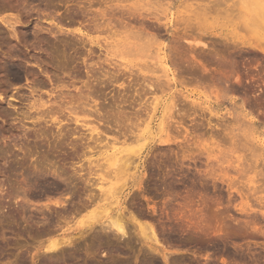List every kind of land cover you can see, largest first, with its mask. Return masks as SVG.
I'll use <instances>...</instances> for the list:
<instances>
[{
  "label": "rangeland",
  "instance_id": "rangeland-1",
  "mask_svg": "<svg viewBox=\"0 0 264 264\" xmlns=\"http://www.w3.org/2000/svg\"><path fill=\"white\" fill-rule=\"evenodd\" d=\"M51 1H52V4L50 6L48 4L50 2V0H48V1L47 0L46 1L45 0H0V3L2 5V6L0 5V18L3 17V18L11 19L13 21L18 20L19 23L16 24L15 26H16L17 34L21 36V37L19 36V40L12 38L10 36L9 31H7L8 29H6L5 26L0 24V35H1L0 36V39H1V41H0V97L2 96V98L0 99V183H1L0 186H2V187H0V264H48V263L49 264H85L86 262H87L86 264H92V263L93 264H110V263L111 264H223L222 261L224 258H225L224 261L229 262V263L231 262L232 264H264V150H263L264 149V101L263 102L257 101V98H255L257 93L253 94L254 93L253 92V93L243 94V91L242 92H235V93L233 92L234 94H232L230 92L227 95H224L223 100L222 99L216 100L215 97H216L219 90L217 89V91H216V89L214 87H212V88H214L215 91L211 87L209 88L210 85L208 83L210 81L207 82V80H206V81L200 82V80H198L199 77L196 80L195 77H193L192 75H190L192 77L189 78L188 74L178 73L177 70L174 69V67L171 66L170 64L169 65H170V68L172 69V71L174 72L176 70L174 72V75L176 78V81H175L176 87H174V88L173 87L172 88L165 87L164 89L168 88V90H166L162 95H160V94L156 95L157 98L160 100V102L157 105L158 110L155 112V115H154L155 117L153 116V120H152L153 122L150 120H146L147 122L145 121L143 126L140 124L142 128L139 127V129L143 131V130H145L144 125L146 123L151 122V124H152L151 125L149 123V128L146 129L144 132L145 137L146 136L147 137L143 140V141H145L144 143H145V153H146V154L144 153V155H143L144 156L143 161H142L143 165L138 170L139 172L137 171V173L136 172L134 173V174H136L135 176H137L136 181H138V177H141L142 178L141 183L142 182L143 183L142 184L140 183L139 185H137V188L135 186L131 189H123L124 192L122 191L121 193H117L118 191L115 190L116 191L115 192L112 189L117 194V195L114 194L116 196H114V195L112 196L111 194L107 193V195H106L107 199L105 201L101 202V201L96 199L99 202L98 204H96L95 206L92 205L90 207L91 209L87 208L86 210H83L82 211L83 214L81 212L80 214H78L76 216H74L75 214L68 215V217L69 216L70 217H69V219L67 218V220L65 222H63L62 219H58L59 218L58 215H57V217H55L56 213L54 211L52 213L51 209H53V208L55 209L56 206H57L56 207L57 209L58 208L62 209L65 207L69 208V207H67V205L72 204V201L74 199H76V198H74L73 200H66L67 202L65 203V205L62 204L61 207H58V205L53 204L56 202V200L58 201V199H59V201L65 199V197H66L65 194L67 193L65 190V186L73 185V184H75L77 186L79 185V187L82 186L81 181H79V179L78 180L76 179V177L73 173V170H72V166H74L75 168H76V166H79L78 168H80V167L82 168V166L84 165L82 163H85V165L83 166V167H85V168H83L84 173L83 172L81 173V174H85L83 178L89 177L91 180L94 179V181L92 180V184L94 182L100 183L97 180L101 179V177H100L101 175L97 176L96 175L97 173H95L94 169H92V168L96 167L95 164L97 165L101 161L100 162V165H101L103 156H105V157H103V164L107 163L106 160H104L106 158V156L109 157L106 159H110L111 155H113V156L120 155V157H121V155L123 156L124 154H126L125 151H122L121 153H119L121 150L136 147L138 143H132V142L129 143L128 142L127 145H125V146L122 145L123 147L119 144H116V146H115L114 143L112 144L113 140L112 141L110 140L109 142L107 140H109V138L113 139V137L117 133V129L114 128L113 124H109L108 127H106L107 131L111 127V130L114 129L113 132H116V133L112 132L113 135H111L110 137L107 138V136H105V135H108L110 131L107 132L106 130H104L106 128H104V127L102 128V126H100L101 129L98 127L99 129L97 131H103L104 130L103 133L107 132V134H105V135L102 134V136L104 135L103 138L105 137L106 140H104V142H102V144L96 145V146L101 147L103 145V143H106V141H107L109 143V149L108 148H104V149L100 148L99 149V148H96V146H95L94 150L91 149V150H89L88 153L84 151L85 155L80 154L81 151L80 152L78 151L77 152L78 154L84 155V156L80 157L76 153L78 155V158L80 157L78 159L77 156L74 158V156H75L74 153L72 154V151L70 152V150L68 149L69 147L67 144H65V142L66 143L69 142L68 144H72L76 140L74 138H78L77 136L81 135L80 138H82V136L85 137L84 133L86 135H88L89 138L85 137L87 139H90L91 137H92L91 139L95 138L93 136H95L96 133L95 132L90 133L87 130V129H89L88 127L97 126L96 125L97 123L95 124L94 121H90L91 123L88 122V120H87L88 118H82L83 115L80 116V121L78 124H74V122H71V121L67 122V120H64L63 123L61 122V124L57 125L56 124L57 120H54V122L56 121L54 123L56 128L62 126L63 124H66V126H67V123H68V126L66 128L64 127L65 125L62 126V127H64V128H62L63 132L61 130H60L61 131L60 132V131H58L59 129L56 130V128L52 124H50V122L47 123L48 125L49 124L50 125L46 126L44 124V122L42 123V125H41V123H37L38 125L37 124L32 125V123H30L27 120H24L22 122L18 120V119L22 120L21 119L22 117L20 118V116H21V114H23L22 112H24V113L26 112L27 105H25V104H29L27 102L28 100L31 101L32 99H37L38 95L39 96L41 95L42 97L45 96L43 98V99H45L48 94L51 95L52 98H54V93L57 95L56 100H59L58 98H60L61 95H62V99H64L65 98L64 95H66L65 94L66 92H67L66 100H68L70 98L71 94H73V95L78 94V91H79L78 87L79 86L82 85L83 87H80V88L81 89L84 88V84H85L84 81L85 80L87 83L88 79L85 78V77H87V75H86V73H84L86 70L84 71V67H83L84 65L83 64H82L83 66L80 65L81 60L76 59L77 60V62H76V60L74 59V53H71L69 50H67V48H66L67 52L64 50V44H63L64 39L67 40V38H68L67 36H71L73 38V35H69L70 34L69 32H74V31L80 29L84 33L86 32V34H88L89 38H92L94 41L98 40L100 44H102V43L104 44L106 42V45H108L107 43H109L108 40H111L113 38V36H111V34L115 35L114 33H116V32H114V33L109 34L107 32L106 33H103V32L93 33V31L87 32V30H85V28H83L80 24V23H82L81 22L82 20H79L80 22L67 24L63 20L66 17V10L68 8L70 10L75 9L74 8V7H76L75 3L74 4L69 3V4L65 5V2H58V0H51ZM59 1H61V0H59ZM189 2H192V1H189ZM225 2L227 3L225 6H223V4H225V3H222L223 9H222L221 5H220L221 9H220V6L218 7L219 10L217 9L218 11H220L223 14L222 18H221V13H220V16L215 15L216 13H218V11H216V10H215L216 12H214L215 14H212L213 10L211 11V14H209V12L207 11L206 15H207V21H208L209 25L206 24L207 25L206 28L209 26L207 28L209 31H210V29H216V31H222L224 34H231V32H232V34H236V35L238 34V36H241L243 38V40H245V41L248 40L252 43H254L256 41L257 33L264 35L263 23L260 20H255V22L254 21L253 22L256 23V25H254V23L251 22V20H249L250 19L249 17H251V19H253V20L256 19L255 14H257L259 12V11H257V13H256V10L257 9L259 10L258 7L260 4V0L259 1L251 0L252 3H254V2L257 3V5H256L257 7L255 6V4H253L255 6V8H257V9H252V7H254V6H252V7L249 6V4H247V3H250V2L247 1V3H246L245 0H230L228 2L226 0ZM176 4H177V7L180 5V3H176ZM232 4H235V6ZM72 6H73V8H72ZM180 6L182 7L183 5H180ZM4 7H5V9H4ZM242 7H244V8H242ZM174 9H177L176 5L173 8V10H171L172 13H177V12L179 13V12H182L184 10V8H183V10L180 11L182 9V8L180 9V7L178 8L179 11H176ZM223 10L227 11V12L223 13L224 12ZM251 11L253 13H251ZM178 13L175 14V17L178 15ZM230 13H232V14H230ZM56 16H57V18H56ZM216 16H217V18H215ZM224 16H225V18H224ZM54 17L57 20H54ZM211 17L213 20L211 19ZM58 19L60 22H61V19L63 21L61 23L59 22L60 26L58 25L59 24ZM207 21H206V23H207ZM51 22H52V26H51ZM64 23H66V24H64ZM237 23H238V25H237ZM242 24H243L244 30H242ZM57 25H58V27H60L61 31L58 29V27H56ZM240 25H241V27H240ZM244 25H246V26L248 25L247 26L248 30H251L250 31L251 33L249 31L246 32L245 28H247V27H245ZM249 25H252V26L250 27ZM258 25L261 26V29L263 27L262 31H261L260 27L258 28ZM238 27H240L241 29ZM50 29H52V34H50L51 33ZM240 30H242V31H240ZM243 31H245L246 33ZM1 32H2V34H1ZM3 32H4V34H3ZM56 32H59V33H57L58 36H55ZM60 32H62V33L60 34ZM35 33H37V34H35ZM53 33H54L55 37H58V40H57V38H55L53 36ZM247 33H250V34H247ZM245 34H247V35H245ZM3 36H6V37H3ZM40 37H42V38H40ZM71 37H69V38H71ZM110 37H112V38H110ZM163 37L159 38V39H161V41H159V40L158 41H159V43L163 42L166 45L169 41L166 39L167 38L166 36H163ZM6 38L7 39L9 38L12 40L7 41ZM60 38H62L63 40ZM106 39H108L107 40L108 42L106 41ZM116 39H118V37L116 38L114 36V40H116ZM61 40H62V43H61ZM104 40H105V42H103ZM100 41H102V42H100ZM202 41L206 42L207 44H210L212 41H216V40H215V38L207 36L206 38L202 39ZM4 42H6V43H4ZM1 44H3L4 46ZM7 45H8V47H7ZM13 45H14V47H13ZM92 48L94 49V47H92ZM105 48H104V46H102V50H99L97 48L94 49L95 50V53H94L95 59L93 58L94 61H97V58L101 59V57H102V59H103V58L109 57L108 59L112 58V60L114 59L115 62H116V60L117 61L120 60L121 63L124 62L125 64H128V66H130V64H131V66H134L135 63L142 64V63H139L140 59L138 58V55H136V54H135L136 56H134V58L137 57L138 61L136 58L133 59V56H131V58H130L129 55H125V56H123V58L120 57L121 59H119V57H117L118 59H115L114 57H116V56L111 55L112 53L110 54L111 56H113L111 58H110V55H108V57L104 56L105 55L104 54ZM152 49L155 50V53H156V49H154V48H151L149 50H152ZM245 49H246V47H245ZM153 50L151 51V53H149V52H147V53L152 55ZM62 51L65 53H62ZM16 52H18V53H16ZM19 52H21V53H19ZM63 54H67V55L69 54V56L71 58L73 57L70 61V62H72V60H73L72 65H71V63H69L68 68H69V66L71 68H73L74 66H76V67H74L73 69H70V68L68 69L65 66V64H63L64 63L63 62L64 59L62 57ZM70 54H73V56H71ZM148 54H146V55H148ZM130 55H133V54H130ZM259 56H260V58H259ZM259 56L257 59V54H255V57L257 59L256 63H258V64L261 63L260 65H261V67H263L264 66V63H263L264 58L261 55H259ZM139 57H141V55H139ZM152 57H151V60H153ZM5 59L7 62L4 61ZM147 60H150V58ZM9 62H12L13 64L17 65L19 70H20L18 75H17V78H18L17 80H14L5 71V69H3L6 67V66H4V63L7 65V63H9ZM54 62H57V66H56V63H54ZM89 62H91V60L88 61L87 63H89ZM77 63L79 64V66ZM62 64H63V68L61 67ZM64 66L67 69L64 68ZM79 67L80 68L82 67V68L80 69ZM77 68H79V69H77ZM82 69H83V71H81ZM135 69H137V68H135ZM69 70L71 71V73ZM132 70H130V72L126 71V73H125V71L123 72L125 74V77H124V79L122 78L123 79L122 81H123V83L125 81H128L129 82L128 85H127V82H126V84L124 83L123 85H125V86L127 85L126 86L127 89L130 87L132 89V92H133V90L136 89L135 88L136 86H131L130 84L134 85V83H133L134 80H133V82L131 80H128L131 78L133 73L136 72V70L134 72ZM155 70L156 69H154V71ZM160 72L163 73L161 70H160ZM160 72L156 71V72H154V74L156 73L158 76L162 75ZM66 73H68V74L70 73L71 76L66 74ZM129 73H131L132 75L130 74L131 76H129ZM134 74H136L135 76L133 75L135 78H133V76H132L131 79H135V80L137 78L142 79L141 73H139L140 75H138V76H140V78L136 77L137 73H134ZM177 74L180 76H178ZM185 75H187V76H185ZM74 76H76V77H74ZM182 76H183V78H182ZM71 77H74V79ZM89 77L90 76H88L87 78H89ZM126 77L128 78L127 80H125ZM98 78L102 79L101 76H99V75H98ZM191 78H193L194 81H192ZM53 79H55V80H53ZM89 79H90V80H88L90 82V83L88 82L89 86H90V84H91V86H93L94 84H97L99 82V80H96L97 83H96V81L94 82L95 79H93V77L92 78L90 77ZM178 79H180L182 81V82L179 81V82H181L180 84H178L179 83ZM182 79H184V80H182ZM189 79H191V80L189 81ZM92 80H93V83H92ZM185 80H186V82H185ZM72 81L74 83V86L70 85V83L73 85ZM122 81H119L118 83L120 84V83H122ZM130 81H131V83H130ZM138 81L140 82L141 80H138ZM138 81H135V85ZM197 83L199 85H197ZM205 83H207L209 86L207 84L205 85ZM107 84L108 83H106V85ZM61 85H62V87L63 86L64 87L62 88ZM85 85H87V84H85ZM106 85L103 86V88L98 87V89L99 88L102 89V92L99 91L100 89L99 90L97 89L98 84L96 85L95 89H97V91L100 92L99 98H101V100L104 97L106 100H108L107 98H109L111 96L115 97V95L117 98V96H118L117 93H119L120 91H121L120 93L122 95H119V96H124L127 93V96L129 97L130 93H132L130 88L128 89L127 92L125 91L126 92L125 93L123 90L124 88H126L125 86H123V89L122 88L120 89L116 85L114 87H113V85L110 86V84H108L109 86H106ZM205 86H207V88ZM70 87H71V89H69ZM93 87H95V86H93ZM105 87H106V89L104 90ZM61 89H62V91H61ZM67 89L71 90L70 91L71 93L69 91H67ZM115 89H117V90H115ZM75 90H77V91H75ZM144 90H146V87L144 88ZM32 91H34L35 94ZM56 91H59V93ZM146 91H148V90H146ZM168 91H170V92H168ZM171 91L174 94L171 93ZM62 92H64V93H62ZM79 92H83V94H85L84 92H86V90H83V91L80 90ZM122 92H124V93H122ZM185 92H186V94H184ZM30 93H32V95ZM51 93L53 94V96ZM148 93H150V91L147 92L146 97L149 96V98L151 99V97H153L154 94L152 95V93H150L152 95L151 96V95H148ZM182 93H183V96L178 95V94L182 95ZM68 94H69V96H68ZM101 94H105V95L103 96ZM106 94H108V95H106ZM132 94H134V92ZM165 94H166V96L167 95L168 96L166 97ZM187 95H189L190 98L186 99ZM31 96H33V97H31ZM35 96H36V98H35ZM48 96L46 99H48ZM67 96L69 98H67ZM130 96H132V95H130ZM176 96H177V99H180L183 101H181L179 103V100L177 101V99L175 98ZM29 97H31V99ZM51 97H50V99H52ZM242 97H243V99H242ZM149 98H148V100H149ZM173 99L176 101L175 103L179 106H177L174 103ZM109 100L110 101H108V102L107 101L104 102V104L105 103L110 104L112 99H109ZM185 100H187V101H185ZM243 100H245L246 102ZM51 101H53V99ZM150 101L151 100H149L147 102H150ZM172 101H173V103H172ZM217 101L218 102L221 101L220 102L221 104L217 103ZM254 101H256V102H254ZM191 102L193 104L194 103L198 104L197 107H195L196 105L194 106ZM172 104H175L176 108L178 107V109L175 108V111H174V109H172V111L174 112V113H172V115L176 114V112H177L176 110H178V111L181 110L180 112H182V110H183L184 113L182 112L183 114L182 113L181 114L185 119L183 118V120H182L181 118H179L182 116L179 114L180 112L179 113L177 112L178 116L176 114L175 116H172L173 119L171 118V119L167 120L166 117H168V116H166V114L168 115L167 111H169L173 107V106H171ZM182 104H183V106H186V107H181ZM215 104L217 107L215 106ZM238 104H239V106H238ZM235 105H237L239 109ZM102 106L104 107V109H105V107H107L103 104H102ZM191 106H193V107H191ZM162 107H163V109H162ZM169 107H170V109H169ZM200 108H202V109H200ZM189 109H192V111H188ZM106 110H108V107ZM203 110L205 111V114H204ZM185 111H186V113H185ZM198 111H200V112H198ZM2 112H4V113H2ZM163 113L166 117L162 116ZM240 113H242L243 116ZM185 114H186V117L184 116ZM149 115H151V114H149ZM232 115H235V117L237 115L238 116L236 118H234V116L232 117ZM244 115L246 116V118H243ZM77 116H78V114H77ZM5 117H7V118H5ZM143 118H145V116H143ZM162 118H163V120L166 118L167 124H168V122H170L168 124L167 129L170 130L171 133H169V131L167 133H161V132H159V129L157 130V128L159 126L158 122L160 123V120L163 121ZM215 118H217L218 120ZM239 118H240V120H246V121L245 122L239 121L238 120ZM211 119H212V121H211ZM78 120H79V116H78ZM86 120L89 123V125H87V127L86 126L80 127L81 126L80 123L87 124V122H85ZM208 120H209V124H208ZM201 121H202V124H201ZM236 121L242 122V125L240 123L241 127H240L239 123L237 122L240 128L236 125V123H235ZM92 122H94V125L92 124ZM173 122L174 123L177 122L176 125ZM22 123H23V125H22ZM172 123H173V125H172ZM182 123H184V124H182ZM170 124L172 126H175L177 131L172 129L174 127H171ZM219 124H221V125H219ZM250 124H254L253 129H251L252 128L251 126L250 127L248 126ZM76 125H78L80 128L77 127ZM198 125L200 128L196 127ZM235 125H236V127H235ZM37 126H39V127H37ZM169 126L171 129H169ZM34 127L36 128L37 131L35 130ZM177 127L181 128V130L183 129L182 132H180L181 130H179ZM26 128H27V131H26ZM76 128H79L80 131L78 132V129L76 130ZM195 128H196V131H194ZM233 128H234V130H233ZM235 128L236 129L239 128L238 131L235 130ZM246 128H247V130H246ZM241 129H242V132H240ZM42 130H44V131L42 132ZM67 130L68 131L70 130L69 131L70 136L68 135ZM71 130L74 131L75 136L72 135L73 131L71 132ZM81 130H84V131H81ZM85 130H87V131H85ZM211 130L213 131V134L215 133L214 134L215 136L214 135L212 136ZM231 130H233L236 134H238L237 132H239V134L241 133L240 135H238V136L243 138V140L239 141L241 143L238 142L240 144V146L237 142H236V144H237V146H236V144H234L235 142L232 141L233 139L231 138V136H233L235 133L233 132L234 133L233 134ZM157 131L161 134H159ZM203 131L205 134L203 133ZM228 131H229V133H228ZM24 132H25V135H24ZM33 132H34V134H33ZM36 133H38V134H36ZM62 133H64V134H62ZM197 133L199 134L198 137H197ZM200 133H201V135H200ZM219 133H220V135H219ZM110 134H111V132H110ZM185 134L188 136V138H185V136H186ZM203 134H204L203 138L200 137ZM230 134H231V136L229 137ZM28 135H29V137H28ZM47 135H49L50 137ZM57 135H59V138ZM90 135H92V136L90 137ZM157 135H158V137H157ZM192 135L194 137L196 135L197 138L195 137V139H192V138H194V137L191 138ZM116 136H118V134ZM210 137H211V139H209ZM224 137L227 138V140L224 139ZM34 138H36L37 140ZM60 138H62V140H60L59 142L60 143L62 142V145L59 142H58V144H60L61 147H59L60 145H58L56 142ZM63 138H64V140H63ZM68 138L72 139V143L70 142L71 140ZM85 138H83L82 140H84ZM151 138H153V139H151ZM162 138H168L169 143L166 145H164V144L159 145L158 141H161ZM54 139H55V142H54L55 144L53 143ZM65 139H68V142ZM78 139L76 141L79 142L80 140H78ZM197 139H199V140H197ZM239 139L240 138H238V140ZM34 140H36V141H34ZM187 140L188 141L192 140V141L188 142ZM195 140H197V141L195 142ZM84 141H86V139ZM143 141H142V143H143ZM231 141H232V143H231ZM63 143L65 145H63ZM76 143H74V144H76ZM117 143H119V141H117ZM144 143H143V145H144ZM195 143L197 145L199 144V147H196L197 145L195 146ZM213 143H214V145H213ZM51 145H58V146L57 147L53 146V148L54 147L56 148V150H55V148L53 150ZM92 145L94 147L93 143H92ZM181 145H183V146L181 147ZM203 145H205V146H203ZM232 145H234V146H232ZM203 147H207L206 149H207L209 154L212 153L211 155H213L215 153V155L212 156V158L215 161L217 159L221 160V158H222L221 162L219 160H217V162H219V163L215 164L213 162V163L209 164V162H212L213 159H210L208 157L210 155L205 152ZM218 147L220 148V150L217 149ZM48 148H49V150H48ZM58 148L59 149L63 148L64 150L61 151V149L59 150ZM65 148L68 149L66 154H65V151L67 149H65ZM190 148H191V150H190ZM195 148H196V150H195ZM208 148H212V151H210L211 149L209 150ZM214 149H215V152H213ZM2 150L4 151V153ZM55 151L59 152L60 154L62 153L61 157H60V155H57L58 153H55ZM86 151H88V150H86ZM189 152H191V154L193 156L190 155ZM1 153H3V154H1ZM69 154H72V157H70L71 155H69ZM56 155L59 158H57ZM184 155H185V157H184ZM206 155H207V157H205ZM29 156H31V157H29ZM189 156H191V157H189ZM216 156H217V158H216ZM41 157L42 158L44 157V158L42 159ZM183 157H184V159H182ZM204 157L206 159L209 158L208 159L209 161L206 160ZM52 159H53V161H52ZM60 159H64V162H62ZM179 159H180V161H179ZM134 160H137V158L135 157ZM18 161H20V162H18ZM36 161L39 163L41 162L40 164H42V162L44 161V163L41 165L43 168L39 165V163H37L40 166V168H39V166L36 165ZM49 161H51V162H49ZM89 163H91L90 164L91 166H93V164H94L95 167L94 166L93 167L88 166ZM135 163L138 164V161H135ZM220 163H222V165ZM51 164H53V165H51ZM57 164H59V165L57 166ZM62 164H63V166H62ZM73 164H75V165H73ZM205 164L208 166V168H206ZM208 164L211 165L213 168L211 166L209 167ZM219 164L221 166H219ZM80 165H82V166H80ZM33 166H35L36 169ZM37 166H38V170H42V171H44V173L41 171L43 173L41 175V172L39 171V172H36V175H37V173L38 174L40 173L39 176H43L44 178L51 179V175H52V174L50 175V173L47 174L50 171L51 167H46V166H54V168L52 167V169H54V171H55V168H56L57 173L59 171H61L59 169H62V171L64 169H66L65 171H66V174L68 176H67V178L60 177L61 181L57 180L61 185L58 190L50 191V192L48 191V193L39 192L41 195L38 193V195H39L38 197H33L32 203L29 201L30 204H28V203L25 204L26 202L22 201L21 199H19L15 196V195H17V194H15L16 193L15 190L17 191V190L22 188L21 186L23 185V183H22L23 181H21V179H23V177H27L28 175L30 176L32 173H34V175H35L34 171L37 170ZM59 166H60V168H57ZM104 166H106V164H104ZM30 167L33 168L34 170L33 169L31 170ZM86 167H91L92 172L89 169V171L91 172V173H89L88 168H86ZM97 167H98V165H97ZM169 167H171V168H169ZM13 168H14V170H13ZM46 169H49V171L47 170V173H46ZM83 169H82V171H83ZM97 169L95 168L96 171H97ZM206 169H209L208 170L209 172ZM214 169H216V170H214ZM158 170H160V171H158ZM62 171L59 173H62V176H63V174H65L64 173L65 171H63V172ZM201 171H202V173H201ZM205 171H207V172H205ZM30 172H31V174H28ZM70 172H71V174H70ZM180 172H181V174H180ZM51 173H53L52 170H51ZM87 173H89L88 177H87ZM98 173L101 174V171H99ZM206 173H212L213 175L215 173V175H217V177L220 175L218 177L219 182L218 181L212 182V180L208 179V178L205 179L204 175ZM21 174H22V176H21ZM25 174L26 175L28 174V175L25 176ZM168 174H169V176H167ZM71 175H74V177H72L73 180H71L72 182L70 180H68V179H71ZM201 175L203 176L204 179H202ZM31 177H36V176H33V174H32ZM170 177H171V179H170ZM182 177H184V178L180 181V179ZM198 177H199V179H198ZM220 178L222 180H220ZM66 179H67V182L65 181ZM9 180L13 184L16 183V185L15 184L12 185V183L9 182ZM62 180H64L65 182ZM109 180H111V179H109ZM68 181L70 182L69 184H68ZM113 181H110V182L105 181V182L107 183L106 185L109 184V186H110V183L115 182V181L114 182ZM163 181L166 184H163L164 183ZM7 182H9V183L7 184ZM19 182H21V183H19ZM168 182H170V183L167 184ZM223 182H225L226 184ZM95 183L92 185L93 187L92 186L90 187V189L94 188V189H91L92 193H93V190H94V192L98 190L97 192L99 193L100 192L99 190H104L107 187V186L106 187L104 186L105 184H103V187H101L102 186L101 184L100 185L98 184L99 186L97 189L96 188L97 186H95L96 185ZM183 183L185 185H183ZM5 184L8 186V188ZM193 184H195V185H193ZM118 185L119 184H117L116 187ZM167 185L171 189L170 191H169V188L167 189V187H168ZM109 186L106 189H108ZM102 188H104V189H102ZM8 189H11V190H8ZM138 189L140 192H137ZM140 189H142V190H140ZM144 190H146L145 191L146 193L144 192ZM185 190L188 191V193H186ZM190 190H191V192H190ZM197 190L202 191L201 195L204 196V197L200 196L202 200L198 196V193H200V192H198ZM13 191H14V193H13ZM17 192H20V190ZM97 192H95L93 194L96 195ZM133 192H135L137 194L133 195L134 194ZM141 192L142 193L144 192L143 195ZM165 192H166V194H165ZM195 192H198V193H195ZM13 194H14L15 198L18 200V203H17V200H15V199L12 200ZM192 194H193V196L191 198L190 195H192ZM10 195H11V198H10ZM97 196H99V194H97L96 197ZM171 196H172V198H171ZM9 198L12 201L11 200L9 201ZM188 199L190 202L188 201ZM96 200H95V202H92L89 204L96 203L97 202ZM115 200H116V203H115ZM70 201H71V203H70ZM133 201H135V202L133 203ZM63 202H64V200H63ZM74 202H75V200L73 201V204L77 203V201H76V203H74ZM113 203H115V204H113ZM44 204L46 206L49 205V207L51 208L50 209L51 211L49 209H46V206ZM63 205H64V207H63ZM51 206L52 207L54 206V207L52 208ZM97 207H99V210H103V209H105V207H107L108 209L107 208L106 209L108 210V213H105V212H103V213L108 214L109 216H114L115 212L117 213L118 207L120 210L121 209L124 210L123 211V212H125V213H123L124 218L128 224V225L126 224L125 226H127L129 228L128 230H130L131 232L128 231L129 232L128 233L127 227H125V230L127 232L125 235L126 237H124V236L121 237L117 233H116L117 234L116 235L115 232L111 233L108 231H106V232H108L109 238L112 236V234L114 237H111L110 239L107 238L106 236L104 237L103 235H105L106 232L105 233H104V231L102 232V230L100 228L101 225L99 223L105 222L107 219H105V221H102L101 218H99L102 216L101 214H100V216L98 214V215H96L97 217L96 216L94 217V215L96 213H99V212L101 213V211L96 212L98 210ZM100 207H102V208H100ZM109 207H110V209H109ZM153 208L154 209L156 208V209L154 210ZM95 209H96V211H95ZM199 209H201L202 211L199 212L198 211ZM40 210H42V211H40ZM143 210H144V212H143ZM135 211H136V213H135ZM145 211H147V212H145ZM91 213H93V215H91ZM159 213L161 216L159 215ZM48 214H49V216H48ZM104 214H103V216L105 217L106 215H104ZM178 214H180V215H178ZM34 215H36V216H34ZM41 215H43V216H41ZM142 215H143V217H142ZM148 215H149L148 218L151 217L150 219H147ZM87 216L89 219H96L97 218V220H99L100 222L95 223V225H93L94 229L91 230L90 232H87L85 234L84 238L76 241V243H75L76 247L73 250L70 251V250H68V249H70L69 247H68V249L65 247L66 249H65L64 253L54 254L49 260H47L50 255L45 253L42 250L40 245L41 244L46 245L50 240L60 238L61 235L63 234L62 231H65V230L67 231L69 229H71L70 231L74 230L75 228H77L79 226V224L81 222L87 221ZM42 217H43V219H42ZM45 217L51 218V219H49V218L48 219L52 220V222L49 221L48 219H47L48 221L46 220L47 222H45V220H44ZM104 217H102V219ZM164 217H166V218H164ZM53 218L54 219L56 218L57 222H55L56 220L53 221ZM105 218H107V216ZM154 218H156V219H154ZM131 219L133 221L135 219V221L133 222ZM60 220H62V221H60ZM69 220H70V222H69ZM156 220H157V222H156ZM41 221L43 223H41ZM39 222L41 223V225ZM53 222H54V225H56V223L58 225V223H59V225L61 226L60 229L57 228V225L56 226L52 225ZM66 222L67 223L69 222V223L66 224ZM135 222H138L140 224H144L147 226L152 225L153 227H155V225H157L155 227V229H156V232L160 236L159 239L163 238L161 240H164V238H165V240L171 241L172 243H175V244L177 243L180 246L173 247V249L172 248L170 249V247L167 245L166 241L163 242L160 240L161 245L159 247H160V249H162V251L165 255V258H166V259H163V257L160 254H158L156 252L153 253V252L149 251L148 246L142 241L140 236L136 235L134 228H133V224ZM45 223H46V225H43ZM48 223H50L49 226L47 225ZM63 223H64V226H63ZM42 225H43V227H41ZM59 225H58V227H59ZM196 226L198 228H194ZM183 227H185V228H183ZM49 228L52 230V231L50 230V232H53L52 234H49ZM157 228H158V231H157ZM54 229H56V230H54ZM57 229H59V230H57ZM177 229H178V231H177ZM182 229H184V230L182 231ZM200 229H201V232H200ZM204 229H205V231H203ZM171 230L174 233H172ZM206 230H207V233H205L206 234L205 235L204 232H206ZM47 231H48V233H47ZM76 231H78V230H76ZM76 231L72 232L73 235L78 233ZM132 231H133V233H132ZM186 231H188V232L186 233ZM202 232H203V234H202ZM66 233H68V232H66ZM101 233H102V235H101ZM90 235H92V236H90ZM97 235L99 236V238H100V235H101V237L103 236L101 238L103 241L100 240L99 238H98L99 239V241H98ZM168 235H169V238L166 239V237H164V236L168 237ZM188 237H189V239H188ZM191 237H193V238L191 239ZM196 238H197V240H196ZM129 239H131V240L129 241ZM162 243H164V244H162ZM181 243H184V245H182ZM87 245H88V247H87ZM182 248H184V249H182ZM93 249L94 250L97 249V251L96 250L94 251ZM212 249L214 251H212ZM78 250L80 252H78ZM70 253H72V254H70ZM68 255H70V256H68ZM154 256H155V258H154ZM88 257H90V258H88ZM254 257H255V259H254ZM151 258H153V259H151ZM93 260H94V262H91ZM89 261H90V263H89ZM147 261H148V263H147ZM233 261H234V263H233ZM229 263H227V264H229Z\"/></svg>",
  "mask_w": 264,
  "mask_h": 264
},
{
  "label": "bare ground",
  "instance_id": "bare-ground-1",
  "mask_svg": "<svg viewBox=\"0 0 264 264\" xmlns=\"http://www.w3.org/2000/svg\"><path fill=\"white\" fill-rule=\"evenodd\" d=\"M46 1V0H45ZM48 1V0H47ZM189 1H192V2H189ZM226 0H61V1H59L58 0V2H65V5L66 4H74L75 3V6L76 7H74L75 9H73V10H70L69 8L66 10V17L63 19L67 24H71V23H75V22H80L79 20H82L81 22L82 23H80L81 24V26L83 27V28H85V30H87V32L88 31H93V33H97V32H103V33H109V34H111V33H114V32H116V33H114L115 35H112L111 34V36H113V38L112 37H110V38H112L111 40H108V39H106V41L108 40L109 41V43H107L108 45H106V42H105V40L103 41V42H105L103 45L102 44H100L99 43V41L97 40V41H94L92 38H89L88 37V34H86V32L84 33L83 31H81L80 29H78V30H76V31H74V32H69L70 34L69 35H73V38L71 37V36H67L68 38L69 37H71V38H67V40L66 39H64V41H63V44H64V50L66 51V48H67V50H69L71 53H74V59L76 60H78V59H80L81 60V63H80V65H82L83 67H84V73H86V75H87V77L88 76H90L91 78L93 77V79H95L94 80V82L96 81V80H99V82L97 83V81H96V83L98 84V86H97V89H98V87H102L103 88V86H105L106 85V83H108V84H110V86L111 85H113V87L116 85L117 87H119L120 89L122 88L123 89V86H125V85H123L124 83L126 84V82H127V85H128V81H125L124 83H123V79H124V77H125V74L123 73L124 71H125V73H126V71H128V72H130V70H132L133 72L136 70V72H134V73H137V76L136 77H139L140 78V76H138V75H140L139 73H141V77H142V79L140 78V79H131L132 78V76L134 75H136V74H134L133 73V75L131 74V73H129V76H131V78L130 79H128L127 77H126V79L125 80H131L132 82H133V80H134V85L133 84H130L131 86H136L135 88L136 89H134L133 90V92H134V94H132L133 92H132V89L130 88V90H131V92L132 93H130V95H132V96H130L129 95V97L127 96V91H128V89H127V85L125 86L126 88H124L123 90H124V92L126 93L124 96H119V95H122L120 92V94L119 93H117L118 94V96H117V98H116V95H115V97L114 96H111V97H109V98H107L108 100H106L105 99V97L101 100V98H99L100 97V95H99V93L100 92H98L97 91V89H95L96 88V85L97 84H94L93 86H95V87H93V86H91V84H90V86H89V84H88V80H90L89 78H87V77H85L86 79H88L87 80V83H86V80L84 81L85 82V84H87V85H85L84 84V88L83 89H81L80 87H83L81 84V86H79L78 87V89H79V91L81 90V91H83V90H86V92H84L85 94H83V92H79L78 91V94H76V95H73V94H71L70 95V98L68 97L69 96V94L71 93L70 91L71 90H68L67 89V91H69L68 93V96H67V98H69L68 100H66V95H67V92L65 93L66 95H64L65 96V100L64 99H62V95H61V97L60 98H58L59 100H56L57 99V95L54 93V98H52L51 97V95H47L48 96V99H46L47 98V96H46V98L45 99H43L44 97H42L41 95L39 96H37L38 98L37 99H32L31 101H27L29 104H25V105H27V108H26V112L24 113V112H22L23 114H21V116H20V118L22 119V120H20V119H18L19 121H24V120H27V121H29L30 123H32V125H36L37 123H41V125H42V123L44 122V124L47 126L48 124L47 123H49L50 122V124H52L55 128H56V126H55V122H54V120H57V122H56V124L57 125H59V124H61V122L63 123L64 122V120H67V122L69 121H71V122H74V124H78L79 123V121H80V116L81 115H83L82 116V118H88L87 120H88V122H90V121H94L95 122V124L97 125V126H92V127H88L89 129H87L90 133H92V132H95L96 133V135L95 136H93V137H95V138H93V139H91L92 137V135H90V139H87V138H89L88 137V135H86L85 133H84V135H85V137H87V138H85V137H83L82 136V138H80V136H77L78 138H74V139H78V140H80L79 142L78 141H76L75 140V142L74 143H76V144H74V143H72V137L73 136H75L74 135V131L73 130H71V132L73 133H71L73 136L71 137L72 139H70V138H68V139H70L71 141V143L72 144H68L69 142H68V139H65L68 143H66L65 142V144H67L68 145V149L70 150V152L72 151V154L74 153V158L77 156V158H78V155L81 157V156H84L85 155V152H89V150H94V148H95V146L96 145H100V144H102V142H104V140H106V138L104 137L103 138V136L105 135V134H107V132H111V134H110V132H109V136L108 135H105V136H107V138L108 137H110L111 135H113V133H116V132H113L114 131V129L113 130H111V127L109 128V130L107 131V128L106 127H108V125L109 124H113V126H114V128L115 129H117V133H116V135L118 134V136H114L113 137V139H111V138H109V140H107L108 142L111 140H113V142H112V144L114 143V145L116 146V144H119V145H123V146H125V145H127L128 144V142L130 143V142H132V143H138L137 144V146L136 147H133V148H129V149H125V150H121L119 153H121L122 151H125L126 152V154H124L123 156L121 155V157H120V155H117V156H113V155H111V157H110V159H106V158H109L108 156H106V158L104 159V160H106V162L107 163H104V164H106V166H104V164H103V157H105V156H103L102 157V163H101V165H100V162H99V164H97L98 165V167H97V165L95 164V166H94V164H93V166L97 169V171L99 172V171H101V174H99L96 170H95V168H92V169H94V171H95V173H97L96 175L97 176H100L101 177V179L99 180H97V181H99L100 183H95L96 185L95 186H97L96 188L98 189V186L101 184L102 186L101 187H103V184H105L104 186L106 187H108L109 186V184L108 185H106L107 183V181H113L114 183H110V186H109V188L108 189H106L105 187V189L104 188H102V189H104V190H99L100 192L98 193L97 191H95V192H97V194H99V196H97L96 197V195L95 194H93V193H95L94 192V190H93V193L91 192L92 190L91 189H94V188H91L90 189V187L94 184H92V180L94 181V179H90L89 177H88V175H89V173H91L92 172V170H91V167H93V166H91L90 164L91 163H89V165L88 166H91V167H86V168H88V171H89V169L91 170V172L89 171V173H87V177L88 178H83L84 177V175L85 174H81L82 172L84 173V169L83 168H85V167H83L84 165H85V163H82V164H84L83 166L82 165H80V166H82V168L80 167V168H78L79 166H76V168L74 167V166H72V170H73V173H74V175H75V177H76V179L78 180L79 179V181H81V183H82V186L81 187H79V185L77 186V185H75V184H73V185H68V186H65V190H66V194H65V199H63L64 200V202H63V200H60L59 201V199H58V201L56 200V202L55 203H53V204H56V205H58V207H61L62 206V204H64L65 205V203L67 202L66 200H73L74 198H76V199H74L75 200V202L74 203H76V201H77V203L76 204H73V201H72V204H70V205H67V207H69V208H62V209H60V208H56L55 207V209L53 208V209H51L50 207H49V205L48 206H46L45 204V206H46V209H51L50 211L53 213V211L56 213L55 214V217H57V215H58V219H62L63 220V222H65L66 220H67V218L69 219V217H68V215H71V214H75L74 216H76V215H78V214H80L83 210H86L87 208H89V209H91L90 207L92 206V205H96V204H98L99 202L97 201V200H99V201H101V202H103V201H105L107 198V193H109V194H111L112 196L114 195V194H116L115 192L116 191H118L117 193H121L122 191H123V189H131V188H133V187H135L136 186V188H137V185H139L140 183H141V177H138V181H136V177L137 176H135L136 174H134L135 172L137 173V171L140 169V167H142V161H143V158H144V153H145V141H143L146 137H145V135H144V132H145V130L146 129H148L149 128V123L151 124V122H148V123H146L145 125H144V127H145V130H140L139 129V127L140 128H142L141 127V125L143 126V124L145 123V121L146 120H150V121H152L153 120V116L155 115V112L158 110V103L160 102V100L157 98V96L156 95H158V94H160V95H162L166 90H168V88H174V87H176V83H175V81H176V78H175V75H174V72L177 70V72L178 73H180V74H188L189 75V78L190 77H195V79L197 80L198 79V77H199V79L198 80H200V82L201 81H206L207 80V82H209L208 84L210 85H208L207 83H205V85L207 84L208 86H209V88L211 87H214L215 89H216V91H217V89L219 90L218 91V93H217V95H216V100H220V99H222L223 100V98H224V95H227L228 93H232V94H234L235 92H242L243 91V94H247V93H253V94H255V93H257L256 94V97L255 98H257V101L258 102H263L264 101V66L263 67H261V63L260 64H258V63H256L257 62V59H258V56L259 55H261L263 58H264V35H261V34H259V33H257V37H256V41L254 42V43H252V42H250V41H245V40H243V38L241 37V36H238V34L236 35V34H232V32H231V34H224L222 31H216V29H210V31L206 28V24H208V21H207V15H206V13H207V11L209 12V14H211V11L213 10V12H212V14H215L214 12H216V11H218L219 9H218V7L221 5L222 6V3H225V4H223V6H225L227 3L225 2ZM228 1H230V0H227V2ZM246 1V3H247V1L248 2H250V3H247V4H249V6H254L253 4H255V6L257 5V3H252L251 2V0H245ZM257 1H259V0H257ZM8 2V1H7ZM48 3V2H47ZM46 3V4H47ZM176 3H180V5H183L182 7L179 5L178 7H177V4ZM50 6H51V4H52V1L50 0V2L48 3ZM54 4V3H53ZM63 4V3H62ZM0 5H1V3H0ZM175 5H176V8L177 9H174V10H176V11H179L178 10V8L180 7V11H182L183 10V8H184V10L182 11V12H177L178 13V15L175 17V14H177V13H172L171 12V10H173V8L175 7ZM232 5H234L235 6V4H232ZM2 6V5H1ZM8 6V5H7ZM221 6H220V9H221ZM223 6H222V9H223ZM255 6L254 7H252V9H257V8H255ZM257 7V6H256ZM7 8V7H6ZM53 8V7H52ZM72 8H73V6H72ZM234 8V7H233ZM242 8H244V7H242ZM259 10L257 9L256 10V13H257V11H259L257 14H255L256 16V19H251V17H249L250 19L249 20H251V22H255V20H260L262 23H263V25H264V0H260V4H259ZM4 9H5V7H4ZM218 9V10H217ZM216 10V11H215ZM56 11V10H55ZM224 11V10H223ZM227 11H224L223 13H226ZM249 12V11H248ZM219 13V14H218ZM218 13H216L215 15H219L220 16V11H218ZM251 13H253L252 11H251ZM229 14V13H228ZM230 14H232V13H230ZM222 13H221V18H222ZM225 15V14H224ZM218 16V17H219ZM229 16V15H228ZM61 17V16H60ZM234 17V16H233ZM56 18H57V16H56ZM59 18V17H58ZM215 18H217V16L215 17ZM224 18H225V16H224ZM254 18V17H253ZM211 19H212V17H211ZM54 20H57V19H55V17H54ZM213 20V19H212ZM215 20V19H214ZM224 20V19H223ZM241 20V19H240ZM206 21H207V23H206ZM57 22V21H56ZM55 22V23H56ZM60 21H59V19H58V23H59ZM61 22H63L62 21V19H61ZM60 22V23H61ZM210 22V21H209ZM240 22V21H239ZM238 22V23H239ZM245 22V21H244ZM253 22V23H254ZM19 23V21L18 20H11V19H7V18H3V17H1L0 18V24H2L3 26H5L6 27V29H8L7 31H9V33H10V36L12 37V38H14V39H16V40H19V36L20 35H18L17 34V30H16V24H18ZM60 23L58 24L59 26H60ZM66 23H64V24H66ZM238 23H237V25H238ZM79 24V23H78ZM58 25L56 26V27H58ZM209 25V24H208ZM211 25V24H210ZM254 25H256V23H254ZM51 26H52V22H51ZM245 27H247L246 25H244ZM250 27L252 26V25H249ZM240 27H241V25H240ZM240 27H238V28H240ZM257 27V26H256ZM260 27V29H261V26L260 25H258V28ZM213 28V27H212ZM237 28V27H236ZM244 27H243V24H242V30H244L243 29ZM253 28V27H252ZM251 28V29H252ZM58 29L60 30V27H58ZM62 29V28H61ZM223 29V28H222ZM241 29V28H240ZM246 29V32L247 31H251V30H248V27L247 28H245ZM255 29V28H254ZM257 29V28H256ZM51 30V33L50 34H52V29H50ZM238 30V29H237ZM242 30H240V31H242ZM263 30V27H262V29H261V31ZM61 31V30H60ZM264 31V30H263ZM243 32H245V31H243ZM245 32V33H246ZM253 32V31H252ZM57 33H59V32H56V34H55V36H58V34ZM62 32H60V34H61ZM251 33V32H250ZM250 33H247V34H250ZM255 33V32H254ZM253 33V34H254ZM1 34H2V32H1ZM3 34H4V32H3ZM7 34V33H6ZM35 34H37V33H35ZM65 34V33H64ZM247 34H245V35H247ZM22 35V34H21ZM66 35V34H65ZM244 35V36H245ZM1 36V35H0ZM9 36V35H8ZM41 36V35H40ZM53 36H54V33H53ZM54 36V37H55ZM114 36L117 38L118 37V39H116V40H114ZM163 36H166L167 38V40L169 41L166 45L163 43V42H161V43H159V41H161V39H159V38H161V37H163ZM207 36H209V37H212V38H215V40L216 41H212L210 44H207L206 42H203L202 41V39H204V38H206ZM3 37H6V36H3ZM21 37V36H20ZM44 37V36H43ZM60 37V36H59ZM241 37V38H240ZM2 38V37H1ZM38 38V37H37ZM40 38H42V37H40ZM55 38H57V40H58V37H55ZM109 38V39H110ZM164 38V37H163ZM162 38V39H163ZM250 38V37H249ZM7 39V38H6ZM60 39H62V38H60ZM9 40H12V39H7V41H9ZM63 40V39H62ZM62 40H61V43H62ZM159 40V41H158ZM164 40V39H163ZM0 41H1V39H0ZM5 41V40H4ZM6 41V42H7ZM107 41V42H108ZM208 41V40H207ZM210 41V40H209ZM252 41V40H251ZM6 42H4V43H6ZM100 42H102V41H100ZM165 42V41H164ZM14 43V42H13ZM209 43V42H208ZM15 44V43H14ZM20 44V43H19ZM62 44V45H63ZM1 45H3V44H1ZM210 45V46H209ZM4 46V45H3ZM89 46V47H88ZM102 46H104V48H105V50H104V56H107L108 57V55H110L111 53V55H115L116 57H114L115 59H118L117 57H119V59H121V58H123V56H125V55H129L130 56V58H131V56H133V59H137V61H138V58L140 59L139 60V63H142V64H137V63H135V65L134 66H131V64H130V66H128V64H125L124 62V64L123 63H121V61L120 60H116V62L114 61V59L112 60V58L111 57H113V56H111L110 55V58L111 59H108V58H103L102 59V57H101V59L100 58H97V61H94V53H95V48H97V49H99V50H102ZM154 46V47H153ZM7 47H8V45H7ZM13 47H14V45H13ZM87 47V48H86ZM92 47H94V49L92 48ZM156 47V48H155ZM245 47H246V49H245ZM151 48H154V49H156V53H155V50H153V54L151 55V54H148L147 52H149V53H151V51L152 50H149V49H151ZM249 49V50H248ZM63 50V51H64ZM62 51V53H65V52H63ZM15 52V51H14ZM67 52V51H66ZM103 52V51H102ZM10 53V52H9ZM16 53H18V52H16ZM19 53H21V52H19ZM103 54V53H102ZM130 54H133V55H130ZM138 55V58L137 57H135L134 58V56H136V55ZM146 54H148V55H146ZM255 54H257V59H256V57H255ZM22 55V54H21ZM58 55V54H57ZM71 56H73V54H70ZM139 55H141V57H139ZM61 56V55H60ZM96 56V55H95ZM100 56V55H99ZM153 56V57H152ZM3 57V56H2ZM18 57V56H17ZM63 64H65V66L68 68V64L69 63H71V65H72V62H73V60H72V62H70L71 61V59L73 58H71L70 56H69V54L67 55V54H63ZM121 57V58H120ZM151 57H152V59L154 60H151ZM58 58V57H57ZM94 58V59H93ZM150 58V60H147V59H149ZM259 58H260V56H259ZM77 60H76V62H77ZM79 60V61H80ZM91 60V62H89V63H87L88 61H90ZM125 60V59H124ZM255 60V61H254ZM4 61H6V59L4 60ZM11 61V60H10ZM51 61V60H50ZM3 62V61H2ZM7 62V61H6ZM5 62V63H6ZM4 63V66H6L5 68H3V69H5V71L14 79V80H17L18 78H17V75H18V73H19V68H18V66L17 65H15V64H13L12 62H9V63H7V65ZM53 63V62H52ZM54 63H56V66H57V62H54ZM263 63H264V60H263ZM63 64H62V68H63ZM75 64V63H74ZM73 64V65H74ZM78 64V63H77ZM76 64V65H77ZM171 66H173L174 67V69H176L174 72L172 71V69L170 68V65ZM52 65V64H51ZM55 65V64H54ZM263 65V64H262ZM59 66V65H58ZM64 66V68H66ZM78 66H79V64H78ZM74 67H76V66H74ZM73 67V68H74ZM172 67V68H173ZM58 68V67H57ZM66 68V69H67ZM69 68L70 69H73V68H71L70 66H69ZM68 68V69H69ZM80 68V67H79ZM79 68H77V69H79ZM82 68V67H81ZM80 68V69H81ZM135 68H137V69H135ZM135 69V70H134ZM151 69V70H150ZM154 69H156L155 71H154ZM159 69V70H158ZM160 70L163 72V73H161L160 72ZM4 71V70H3ZM67 71V70H66ZM70 71V70H69ZM81 71H83V69L81 70ZM80 71V72H81ZM160 72L162 75H157L156 73V75L154 74V72ZM65 72V71H64ZM70 73H71V71H70ZM70 73L68 74V73H66V74H68V75H70ZM74 73V72H73ZM83 73V72H82ZM124 74V75H123ZM128 74V73H127ZM131 74V75H130ZM176 74V73H175ZM85 75V74H84ZM85 75V76H86ZM98 75L99 76H101V78L102 79H100V78H98ZM178 75V74H177ZM190 75H192V76H190ZM71 76V75H70ZM69 76V77H70ZM97 76V77H96ZM123 76V77H122ZM128 76V75H127ZM128 76V77H129ZM133 76V78H135ZM178 76H180V75H178ZM185 76H187V75H185ZM74 77H76V76H74ZM74 77H71V78H73L74 79ZM121 77V78H120ZM11 78V79H12ZM68 78V77H67ZM79 78V77H78ZM123 78V79H122ZM182 78H183V76H182ZM185 78V77H184ZM187 78V77H186ZM80 79V78H79ZM192 79V81H194V79L193 78H191ZM191 79H189V81L191 80ZM53 80H55V79H53ZM138 80H141L140 82L138 81ZM182 80H184V79H182ZM119 81H122V83H118ZM131 81H130V83H131ZM135 81H138L137 83H136V85H135ZM179 81H181L180 79H178V82ZM61 82V81H60ZM75 82V81H74ZM83 82V83H84ZM182 82V81H181ZM181 82H179L178 84H180ZM184 82V81H183ZM185 82H186V80H185ZM196 82V81H195ZM194 82V83H195ZM198 82V81H197ZM72 83H73V81H72ZM77 83V82H76ZM90 83V82H89ZM92 83H93V80H92ZM189 83V82H188ZM192 83V82H191ZM190 83V84H191ZM211 83V84H210ZM106 85V86H109V85ZM183 84V83H182ZM70 85L71 86H74V83H73V85L70 83ZM76 85V84H75ZM189 85V84H188ZM194 85V84H193ZM197 85H199L198 83H197ZM201 85V84H200ZM212 85V86H211ZM37 86V85H36ZM86 86V87H85ZM61 87H62V85H61ZM60 87V88H61ZM64 87V86H63ZM62 87V88H63ZM76 87V86H75ZM146 87V90H148V91H150V93H152V95L154 94V96L153 97H151V99L149 98V96H147L148 98H149V100H151L150 102H147V101H149L148 100V98L146 97V95H147V92L148 91H146V90H144V88ZM165 87H168L167 89H164ZM206 88H207V86H205ZM33 88V87H32ZM40 88V87H39ZM43 88V87H42ZM68 88V87H67ZM74 88V87H73ZM72 88V89H73ZM99 88V89H100ZM134 88V87H133ZM214 88H212L213 90H214ZM69 89H71V87L69 88ZM98 89V90H99ZM106 89V87L104 88V90ZM114 89V88H113ZM118 89V88H117ZM117 89H115V90H117ZM126 89V90H125ZM56 90V89H55ZM74 90V89H73ZM108 90V89H107ZM129 90V91H130ZM140 90V91H139ZM172 90V89H171ZM209 90V89H208ZM257 92H256V91ZM36 91V90H35ZM38 91V90H37ZM52 91V90H51ZM61 91H62V89H61ZM66 91V90H65ZM75 91H77V90H75ZM74 91V92H75ZM99 91H101L102 92V89H100ZM215 91V90H214ZM32 92H34V91H32ZM56 92H58L59 93V91H56ZM104 92V91H103ZM109 92V91H108ZM124 92H122V93H124ZM156 92V93H155ZM158 92V93H157ZM168 92H170V91H168ZM167 92V93H168ZM234 92V93H233ZM39 93V92H38ZM57 93V94H58ZM62 93H64V92H62ZM98 93V94H97ZM129 93V92H128ZM150 93H148V95H151ZM166 93V94H167ZM171 93H173L172 91H171ZM179 93V92H178ZM2 94V93H1ZM31 95H32V93H30ZM34 94H35V92H34ZM33 94V95H34ZM52 94V93H51ZM166 94H165V96H166ZM174 94V93H173ZM176 94V93H175ZM184 94H186V92L184 93ZM46 95V94H45ZM101 95H105V94H101ZM106 95H108V94H106ZM151 95V96H152ZM179 96H183V93H182V95H180V94H178ZM177 95V96H178ZM230 95V94H229ZM228 95V96H229ZM238 95V94H237ZM10 96V95H9ZM36 96H35V98H36ZM52 96H53V94H52ZM63 96V97H64ZM72 96V97H71ZM76 96V97H75ZM126 96V97H125ZM168 96V95H167ZM166 96V97H167ZM172 96V95H171ZM175 96V95H174ZM177 96L175 97L176 99H177ZM241 96V95H240ZM244 96V95H243ZM16 97V96H15ZM31 97H33V96H31ZM31 97H29L30 99H31ZM50 97L53 99V101H51L52 99H50ZM74 97V98H73ZM185 97V96H184ZM227 97V96H226ZM253 97V96H252ZM2 98V96L0 97V99ZM24 98V97H23ZM26 98V97H25ZM170 98V97H169ZM174 98V99H175ZM181 98V97H180ZM188 98H190L189 97V95H187L186 96V99H188ZM228 98V97H227ZM109 99H112L111 100V102H110V104H108V103H105L104 104V102H108V101H110ZM147 99V100H146ZM173 99V100H174ZM242 99H243V97H242ZM146 102H145V101ZM168 100V99H167ZM172 100V99H171ZM179 100V103L181 102V101H183V100H180V99H177V101ZM215 100V99H214ZM162 101V100H161ZM185 101H187V100H185ZM189 101V100H188ZM243 101H245V100H243ZM144 102V103H143ZM176 101L174 100V103H175ZM193 102V101H192ZM191 102V103H192ZM221 101H217V103H220ZM246 102V101H245ZM244 102V103H245ZM254 102H256V101H254ZM148 103V104H147ZM172 103H173V101H172ZM185 103V102H184ZM183 103V104H184ZM190 103V104H191ZM102 104L103 105H105V106H107L108 107V110H106L107 109V107H105V109H104V107L102 106ZM176 104V103H175ZM175 104H172L171 106H173L171 109H170V107H169V111H167V113H168V115L166 114V116H168V117H166L165 115H164V113H163V115L162 116H165L166 118H167V120L168 119H171L172 118V116H175L176 114H177V116H178V113L181 111L180 109V111H178V110H176L177 112H176V114H173L172 115V113H174L173 111H172V109H174V111H175V108H176V105ZM183 104H182V106L181 107H186V106H183ZM186 104V103H185ZM193 104V103H192ZM221 104V103H220ZM246 104V103H245ZM195 107H197V105L198 104H193ZM177 106H179V105H177ZM215 106H216V104H215ZM235 106H237V105H235ZM238 106H239V104H238ZM238 106H237V108H238ZM191 107H193V106H191ZM208 107V106H207ZM217 107V106H216ZM199 108V107H198ZM255 108V107H254ZM162 109H163V107H162ZM176 109H178V107L176 108ZM184 109V108H183ZM200 109H202V108H200ZM239 109V108H238ZM194 110V109H193ZM209 110V109H208ZM105 111V112H104ZM188 111H192V109H189ZM204 111V110H203ZM202 111V112H203ZM150 112V113H149ZM182 112H183V110H182ZM182 112H180L179 114L182 116V114L184 113H182ZM198 112H200V111H198ZM207 112V111H206ZM240 112V111H239ZM242 112V111H241ZM253 112V111H252ZM2 113H4V112H2ZM151 114V115H149V114ZM182 113V114H181ZM185 113H186V111H185ZM196 113V112H195ZM77 114H78V116H79V120H78V116H77ZM190 114V113H189ZM192 114V113H191ZM204 114H205V111H204ZM207 114V113H206ZM240 114H242V113H240ZM9 115V114H8ZM179 115V116H180ZM202 115V114H201ZM236 115V114H235ZM235 115H232V117L234 116V118H236L235 117ZM143 116H145V118H143ZM185 117H186V114L184 115ZM240 116V115H239ZM242 116H243V114H242ZM155 117V116H154ZM188 117V116H187ZM190 117V116H189ZM5 118H7V117H5ZM166 118L163 120V118H162V120L163 121H161L160 120V123L158 122V124H159V126H158V128H157V130L159 129V132H161V133H167L168 131H169V133H171L170 132V130H168L167 128H168V124L170 123V122H168V124L166 123ZM179 118H181L182 120H183V116L182 117H179ZM199 118V117H198ZM233 118V119H234ZM243 118H246V116L244 115V117ZM90 119V120H89ZM173 119V118H172ZM176 119V118H175ZM185 119V118H184ZM215 119H217V118H215ZM17 120V121H18ZM84 120V119H83ZM82 120V121H83ZM87 120L85 121V122H87ZM180 120V119H179ZM196 120V119H195ZM210 120V119H209ZM209 120H208V124H209ZM218 120V119H217ZM237 120V119H236ZM239 121H246V120H240V118L238 119ZM26 121V122H27ZM81 121V122H82ZM171 121V120H170ZM178 121V120H177ZM181 121V120H180ZM179 121V122H180ZM188 121V120H187ZM197 121V120H196ZM211 121H212V119H211ZM233 121V120H232ZM235 121V120H234ZM84 122V121H83ZM87 122V124H85V123H80L81 124V126L80 127H82V126H86L87 127V125H89V123ZM94 122H92V124L94 125ZM147 122V121H146ZM153 122V121H152ZM178 122V123H179ZM184 122V121H183ZM192 122V121H191ZM238 121H236L235 123H236V125L239 127V125H240V123H241V125H242V122H238L239 123V125H238V123H237ZM91 123V122H90ZM155 123V122H154ZM174 123V122H173ZM173 123H172V125H173ZM177 123V122H176ZM176 123H174L175 125H176ZM181 123V122H180ZM186 123V122H185ZM43 124V125H44ZM49 124V125H50ZM70 124V123H69ZM91 124V125H92ZM141 124V125H140ZM182 124H184V123H182ZM201 124H202V121H201ZM245 124V123H244ZM22 125H23V123H22ZM38 125V124H37ZM48 125V126H49ZM65 125V126H64ZM106 125V126H105ZM152 125V124H151ZM171 124H170V126L171 127H174V128H172V129H174L175 131H177V129H176V127L175 126H172ZM178 125V124H177ZM191 125V124H190ZM219 125H221V124H219ZM236 125H235V127H236ZM241 125H240V127H241ZM247 125V124H246ZM52 126V127H53ZM62 126H64L65 128L68 126V123H67V126H66V124H63ZM62 126H60V127H58V128H56V130H58V131H62V128H64V127H62ZM77 127H79L78 125H76ZM100 126H102V128L104 127V128H106V129H104V130H106L105 132L106 133H103L104 132V130L103 131H97L99 128H100ZM112 126V127H113ZM170 126H169V129H171L170 128ZM181 126V125H180ZM183 126V125H182ZM204 126V125H203ZM249 127L251 126L252 128L251 129H253L254 127V124H250V125H248ZM37 127H39V126H37ZM51 127V126H50ZM79 127V128H80ZM99 127V128H98ZM194 127V126H193ZM196 127H199V125L198 126H196ZM232 127V126H231ZM239 127V128H240ZM245 127V126H244ZM243 127V128H244ZM22 128V127H21ZM35 128V127H34ZM45 128V127H44ZM79 128H76V130L78 129V132L80 131L79 130ZM154 128V127H153ZM178 128V127H177ZM200 128V127H199ZM211 128V127H210ZM209 128V129H210ZM228 128V127H227ZM239 128H235V130H237L238 131V129ZM258 128V127H257ZM25 129V128H24ZM40 129V128H39ZM43 129V128H42ZM101 129V128H100ZM179 130H181V128H178ZM250 129V128H249ZM35 130H36V128H35ZM64 130V129H63ZM87 130H85V131H87ZM183 130V129H182ZM182 130L180 131V132H182ZM198 130V129H197ZM201 130V129H200ZM216 130V129H215ZM233 130H234V128H233ZM233 130H231L232 131V133L234 132ZM244 130V129H243ZM246 130H247V128H246ZM26 131H27V128H26ZM31 131V130H30ZM37 131V130H36ZM40 131V130H39ZM44 130H42V132H43ZM57 131V132H58ZM60 131V132H61ZM68 131V130H67ZM70 131V130H69ZM69 131H68V135L70 134L69 133ZM81 131H84V130H81ZM173 131V130H172ZM194 131H196V128H195V130ZM230 131V130H229ZM229 131H228V133H229ZM249 131V130H248ZM63 132V131H62ZM113 132V133H112ZM158 132V131H157ZM158 132V133H159ZM200 132V131H199ZM198 132V133H199ZM210 132V131H209ZM212 132V133H211ZM211 134H212V136L215 134H213V131L211 130ZM240 132H242V129L240 130ZM27 133V132H26ZM65 133V132H64ZM64 133H62V134H64ZM161 133H159V134H161ZM179 133V132H178ZM177 133V134H178ZM196 133V132H195ZM197 133V137H198V134ZM203 133H204V131H203ZM231 133V134H232ZM235 133V132H234ZM233 133V134H234ZM238 134H232L233 136H231V134L229 135V137L231 136V138L233 139L232 141H234L235 143L234 144H236V142L238 143L240 140H243V138L242 137H240V136H238V135H240L239 134V132H237ZM33 134H34V132H33ZM36 134H38V133H36ZM40 134V133H39ZM61 134V133H60ZM77 134V133H76ZM89 134V133H88ZM102 134H104L103 136H102ZM158 134V135H159ZM205 134V133H204ZM204 134L202 135V136H200V137H202L203 138V136H204ZM24 135H25V132H24ZM158 135H157V137H158ZM169 135V134H168ZM167 135V136H168ZM186 135V134H185ZM200 135H201V133H200ZM209 135V134H208ZM217 135V134H216ZM219 135H220V133H219ZM222 135V134H221ZM47 136H49V135H47ZM56 136V135H55ZM58 136V138H59V135H57ZM63 136V135H62ZM70 136V135H69ZM163 136V135H162ZM190 136V135H189ZM215 136V135H214ZM242 136V135H241ZM28 137H29V135H28ZM33 137V136H32ZM36 137V136H35ZM50 137V136H49ZM61 137V136H60ZM116 137V138H115ZM118 137V138H117ZM192 137H194L193 135L191 136V138ZM195 137H196V135H195ZM195 137L194 138H192V139H195ZM196 137V138H197ZM209 137V136H208ZM226 137V136H225ZM224 137V139H226L227 140V138H225ZM44 138V137H43ZM42 138V139H43ZM65 138V137H64ZM64 138H63V140H64ZM83 138H85L86 139V141H84V140H82ZM185 138H188V136L186 135L185 136ZM218 138V137H217ZM222 138V137H221ZM238 138H240L239 140H238ZM242 138V139H241ZM34 139H36V138H34ZM41 139V140H42ZM149 139V138H148ZM151 139H153V138H151ZM200 139V138H199ZM199 139H197V140H199ZM209 139H211V137L209 138ZM37 140V139H36ZM36 140H34V141H36ZM44 140V139H43ZM60 140H62V138H60V139H58V141H56L57 142V144H58V142L60 141ZM197 140H195V142L197 141ZM221 140V139H220ZM106 141V143H103V145L100 147V146H96V148H108L109 149V143ZM117 141H119V143H117ZM142 141H143V143H144V145H143V143H142ZM158 141V140H157ZM188 141V140H187ZM190 141H192V140H190ZM190 141H188V142H190ZM222 141V140H221ZM225 141V140H224ZM232 141H231V143H232ZM52 142V141H51ZM55 142V139H54V141H53V143ZM64 142V141H63ZM174 142V141H173ZM200 142V141H199ZM227 142V141H226ZM243 142V141H242ZM36 143V142H35ZM39 143V142H38ZM60 143V142H59ZM91 145H90V144ZM92 143L94 144V147H93V145H92ZM148 143V142H147ZM169 143V139L168 138H162L161 139V141H158V144L160 145H166V144H168ZM215 143V142H214ZM214 143H213V145H214ZM228 143V142H227ZM239 143H241V142H239ZM238 143V144H239ZM45 144V143H44ZM48 144V143H47ZM55 144V143H54ZM61 145H62V142L60 143ZM60 144H58V145H60ZM64 143H63V145H65ZM171 144V143H170ZM42 145V144H41ZM58 145H51L52 146V148H53V146H55V147H57ZM61 145L59 146V147H61ZM66 145V146H67ZM197 144L195 143V146H196ZM244 145V144H243ZM48 146V145H47ZM92 146V147H91ZM111 146V145H110ZM122 146V147H123ZM183 145H181V147H182ZM202 146V145H201ZM203 146H205V145H203ZM221 146V145H220ZM232 146H234V145H232ZM236 146H237V144H236ZM239 146H240V144H239ZM238 146V147H239ZM50 147V146H49ZM54 147V148H55ZM64 147V146H63ZM161 147V146H160ZM187 147V146H186ZM185 147V148H186ZM196 147H199V144L196 146ZM212 147V146H211ZM263 147V146H262ZM39 148V147H38ZM51 148V147H50ZM54 148H53V150H54ZM166 148V147H165ZM207 147H203V149L205 150V152L206 153H208V151H207V149H206ZM33 149V148H32ZM59 149V148H58ZM61 149V151H63L64 149L63 148H60ZM59 149V150H60ZM65 149H67V148H65ZM68 149L65 151V154H66V152L68 151ZM147 149V148H146ZM198 149V148H197ZM202 149V148H201ZM210 151H212V148H208ZM218 150H220V148L218 147L217 148ZM256 149V148H255ZM262 149V148H261ZM9 150V149H8ZM48 150H49V148H48ZM55 150H56V148H55ZM58 150V151H59ZM86 150H88V151H86ZM190 150H191V148H190ZM189 150V151H190ZM195 150H196V148H195ZM264 150V149H263ZM3 151V150H2ZM1 151V152H2ZM21 151V150H20ZM46 151V150H45ZM80 152V154H84V155H80V154H78L77 152ZM85 151V152H84ZM198 151V150H197ZM209 151V152H210ZM48 152V151H47ZM60 152V151H59ZM59 152H57V151H55V153H58L57 155H60V157H61V154L59 153ZM193 152V151H192ZM199 152V151H198ZM213 152H215V149H214V151ZM217 152V151H216ZM3 153H4V151H3ZM3 153H1V154H3ZM45 153V152H44ZM64 153V152H63ZM78 155H77V154ZM118 153V154H119ZM190 153V155H192L191 154V152H189ZM259 153V152H258ZM35 154V153H34ZM72 154H69V155H71L70 157H72ZM104 154V153H103ZM146 154V153H145ZM196 154V153H195ZM209 154V153H208ZM212 153H210L209 155L211 156H208L210 159H213L212 158V156L213 155H215V153L213 154V155H211ZM46 155V154H45ZM57 155H56V157H57ZM204 155V154H203ZM257 155V154H256ZM41 156V155H40ZM43 156V155H42ZM53 156V155H52ZM155 156V155H154ZM193 156V155H192ZM258 156V155H257ZM29 157H31V156H29ZM39 157V156H38ZM48 157V156H47ZM69 157V156H68ZM79 157V158H80ZM135 157L137 158V160H134L135 159ZM184 157H185V155H184ZM184 157L182 158V159H184ZM189 157H191V156H189ZM205 157H207V155L205 156ZM204 157V158H205ZM215 157V156H214ZM24 158V157H23ZM42 158V157H41ZM40 158V159H41ZM44 158V157H43ZM42 158V159H43ZM49 158V157H48ZM57 158H59V157H57ZM78 158V159H79ZM178 158V157H177ZM208 158V159H209ZM216 158H217V156H216ZM220 158V157H219ZM71 159V158H70ZM147 159V158H146ZM206 159V158H205ZM208 159H206V160H208ZM25 160V159H24ZM27 160V159H26ZM57 160V159H56ZM62 162H64V159H60ZM99 160V159H98ZM217 160H219V159H217ZM217 160L215 161L214 159H213V161L212 162H209V164L210 163H219V162H217ZM221 160H222V158H221ZM221 160H219L220 162H221ZM52 161H53V159H52ZM58 161V160H57ZM135 161H138V164H136L135 163ZM179 161H180V159H179ZM209 161V160H208ZM18 162H20V161H18ZM22 162V161H21ZM35 162V161H34ZM33 162V163H34ZM49 162H51V161H49ZM96 162V161H95ZM98 162V161H97ZM146 162V161H145ZM152 162V161H151ZM158 162V161H157ZM164 162V161H163ZM206 162V161H205ZM15 163V162H14ZM25 163V162H24ZM23 163V164H24ZM32 163V164H33ZM37 163H39V162H37L36 161V165H38ZM41 163V162H40ZM39 163V165L41 166L43 163H44V161L42 162V164H40ZM79 163V162H78ZM48 164V163H47ZM54 164V163H53ZM53 164H51V165H53ZM64 164V163H63ZM63 164H62V166H63ZM136 164V165H135ZM208 164V165H209ZM221 165H222V163H220ZM219 164V166H221ZM13 165V164H12ZM16 165V164H15ZM38 165V166H39ZM50 165V164H49ZM59 164H57V166H58ZM73 165H75V164H73ZM77 165V164H76ZM206 165V164H205ZM213 165V164H212ZM218 165V164H217ZM240 165V164H239ZM38 166H37V170L36 171H34L35 172V175H34V173H32L33 174V176H36V177H31L32 176V174H31V172L30 173H28V174H31L30 176L28 175H26L25 174V176H27V177H23V179H21V181H23L22 183H23V185L21 186L22 188L21 189H19L20 190V192H17V191H19V190H15V194H17V195H15L17 198H19V199H21L22 201H24V202H26L25 204H30V202L32 203V198L33 197H38L39 195H38V193L39 192H46V193H48V191L50 192V191H55V190H58L59 188H60V183L57 181V180H60L61 178L60 177H62V178H67V174H66V169H64L63 167V171H65L64 173L65 174H63V176H62V173H59V172H61L62 171V169H59V170H61V171H59L58 173H57V171H56V168H55V171H54V169H52V167L54 168V166H46V167H51V169H50V171H49V169H46V173H47V170L49 171L47 174H49L50 173V175H51V179H48V178H44L43 176H39L40 175V173L38 174L37 173V175H36V172H41L42 170H38ZM40 166H39V168H40ZM170 166V165H169ZM211 165H209V167H210ZM33 167H35V166H33ZM42 167V166H41ZM66 167V166H65ZM212 167V166H211ZM20 168V167H19ZM43 168V167H42ZM57 168H60V166L59 167H57ZM70 168V167H69ZM145 168V167H144ZM169 168H171V167H169ZM206 168H208V166L206 165ZM213 168V167H212ZM30 169L32 170L33 168H31L30 167ZM35 169H36V167H35ZM68 169V168H67ZM71 169V168H70ZM82 169H83V171H82ZM156 169V168H155ZM13 170H14V168H13ZM17 170V169H16ZM19 170V169H18ZM23 170V169H22ZM29 170V169H28ZM34 170V169H33ZM51 170H52V172L53 173H51ZM169 170V169H168ZM177 170V169H176ZM207 171L209 170V169H206ZM214 170H216V169H214ZM10 171V170H9ZM62 171V172H63ZM87 171V170H86ZM158 171H160V170H158ZM174 171V170H173ZM184 171V170H183ZM207 171H205V172H207ZM43 173H44V171H42ZM41 172V175L43 174ZM72 172V171H71ZM71 172H70V174H71ZM139 172V171H138ZM162 172V171H161ZM209 172V171H208ZM214 172V171H213ZM212 172V173H213ZM201 173H202V171H201ZM212 173H206L205 175H204V178L206 179V178H208V179H211L212 180V182L214 181H218L219 182V176L217 177V175H215V173H214V175L212 174ZM12 174V173H11ZM16 174V173H15ZM99 174V175H98ZM179 174V173H178ZM180 174H181V172H180ZM186 174V173H185ZM188 174V173H187ZM66 175V176H65ZM74 175H71V179H68V180H73L72 179V177H74ZM91 175V174H90ZM200 175V174H199ZM21 176H22V174H21ZM49 176V175H48ZM65 176V177H64ZM70 176V175H69ZM167 176H169V174L167 175ZM175 176V175H174ZM186 176V175H185ZM202 176V175H201ZM197 177V176H196ZM200 177V176H199ZM199 177H198V179H199ZM69 178V177H68ZM148 178V177H147ZM184 177H182L181 179H180V181L183 179ZM203 178V176H202V179H204ZM6 179V178H5ZM75 179V180H76ZM109 179H111V180H109ZM170 179H171V177H170ZM201 179V178H200ZM227 179V178H226ZM8 180V179H7ZM11 180V179H10ZM9 180V182H11ZM15 180V179H14ZM197 180V179H196ZM220 180H222L221 178H220ZM61 181V180H60ZM62 181H64V180H62ZM66 182H67V179L65 180ZM64 181V182H65ZM91 181V182H90ZM96 181V182H97ZM106 181V182H105ZM147 181V180H146ZM198 181V180H197ZM202 181V180H201ZM200 181V182H201ZM207 181V180H206ZM228 181V180H227ZM9 182H7V184L9 183ZM72 182V181H71ZM108 182V183H109ZM164 182V181H163ZM199 182V183H200ZM204 182V181H203ZM12 183V182H11ZM19 183H21V182H19ZM70 182L68 181V184H69ZM143 183V182H142ZM141 183V184H142ZM161 183V182H160ZM170 182H168L167 184H169ZM181 183V182H180ZM223 183H225V182H223ZM1 184V183H0ZM4 184V183H3ZM15 185H16V183H14ZM13 183H12V185H14ZM99 184V185H98ZM117 184H119L117 187H116V185ZM163 184H166L165 182L163 183ZM174 184V183H173ZM187 184V183H186ZM191 184V183H190ZM189 184V185H190ZM226 184V183H225ZM6 185V184H5ZM10 185V184H9ZM176 185V184H175ZM181 185V184H180ZM183 185H185L184 183H183ZM193 185H195V184H193ZM199 185V184H198ZM7 186V185H6ZM11 186V185H10ZM144 186V185H143ZM168 186V185H167ZM166 186V187H167ZM173 186V185H172ZM192 186V185H191ZM202 186V185H201ZM0 187H2V186H0ZM12 187V186H11ZM93 187V186H92ZM111 187V188H110ZM141 187V186H140ZM139 187V188H140ZM218 187V186H217ZM7 188H8V186H7ZM100 188V187H99ZM169 188V186L167 187V189ZM173 188V187H172ZM180 188V187H179ZM191 188V187H190ZM198 188V187H197ZM15 189V188H14ZM62 189V188H61ZM101 189V188H100ZM115 191H113V190ZM145 189V188H144ZM147 189V188H146ZM229 189V188H228ZM232 189V188H231ZM8 190H11V189H8ZM140 190H142V189H140ZM171 189L169 188V191H170ZM202 190V189H201ZM198 191V192H200V193H198V192H195V193H198V196L200 197H204V196H202L201 195V192L202 191ZM135 191V190H134ZM146 190H144V192H145ZM180 191V190H179ZM178 191V192H179ZM186 191V190H185ZM11 192V191H10ZM62 192V191H61ZM114 192V193H113ZM124 192V191H123ZM130 192V191H129ZM137 192H140L139 191V189H138V191ZM143 192V193H144ZM190 192H191V190H190ZM237 192V191H236ZM13 193H14V191H13ZM60 193V192H59ZM134 194L133 195H135V194H137V193H135V192H133ZM142 193V192H141ZM143 193H142V195H143ZM146 193V192H145ZM168 193V192H167ZM186 193H188V191H186ZM207 193V192H206ZM6 194V193H5ZM9 194V193H8ZM40 194V193H39ZM64 194V193H63ZM126 194V193H125ZM165 194H166V192H165ZM175 194V193H174ZM173 194V195H174ZM190 194V193H189ZM12 195V194H11ZM11 195H10V198H11ZM19 195V196H18ZM41 195V194H40ZM44 195V194H43ZM47 195V194H46ZM117 195V194H116ZM116 195H114V196H116ZM131 195V194H130ZM158 195V194H157ZM178 195V194H177ZM204 195V194H203ZM7 196V195H6ZM9 196V195H8ZM15 196H14V194H13V197H12V200L13 199H15V200H17L16 198H15ZM50 196V195H49ZM175 196V195H174ZM179 196V195H178ZM191 196V198H192V196H193V194L192 195H190ZM240 196V195H239ZM44 197V196H43ZM111 197V196H110ZM137 197V196H136ZM168 197V196H167ZM189 197V196H188ZM201 197H200V199H201ZM9 198V201L11 200ZM109 198V197H108ZM171 198H172V196H171ZM176 198V197H175ZM182 198V197H181ZM190 198V199H191ZM97 199V200H96ZM174 199V198H173ZM177 199V198H176ZM175 199V200H176ZM204 199V198H203ZM11 200V201H12ZM95 200L97 201L96 203H93V204H89V203H92V202H95ZM127 200V199H126ZM132 200V199H131ZM172 200V199H171ZM170 200V201H171ZM202 200V199H201ZM30 201V202H29ZM188 201H189V199H188ZM15 202V201H14ZM21 202V201H20ZM48 202V201H47ZM135 201H133V203H134ZM190 202V201H189ZM10 203V202H9ZM13 203V202H12ZM17 203H18V200H17ZM16 203V204H17ZM50 203V202H49ZM70 203H71V201H70ZM115 203H116V200H115ZM115 203H113V204H115ZM129 203V202H128ZM140 203V202H139ZM150 203V202H149ZM2 204V203H1ZM36 204V203H35ZM131 204V203H130ZM166 204V203H165ZM64 205H63V207H64ZM110 205V204H109ZM137 205V204H136ZM135 205V206H136ZM205 205V204H204ZM44 206V207H45ZM99 206V205H98ZM43 207V206H42ZM111 207V206H110ZM110 207H109V209H110ZM98 208V210L96 211V209ZM96 209H95V211L96 212H98V211H101V213L99 212V213H96L95 215H94V217L96 216V215H98L99 214V216H100V214L102 215L101 217H99V218H101V220L102 221H105V219H107L105 222H102V223H99L100 221L99 220H97V218L96 219H89L88 218V216H87V221H85V222H81L80 224H79V226L77 227V228H75L74 230H72V231H70L71 229H69V230H65V231H62L63 232V234L61 235V237L60 238H56V239H52V240H50L46 245L45 244H41L40 246H41V248H42V250L45 252V253H47V254H49L50 256L48 257V259L47 260H49L54 254H57V253H64L65 252V249L67 248L68 249V247L70 248V249H68V250H73L76 246H75V243H76V241L77 240H79V239H82V238H84L85 237V234L87 233V232H90L91 230H93L94 228V226L93 225H95V223H99L100 225H101V230H102V232L104 231V233L106 232V231H108V232H111V233H114L115 232V234L117 233V234H119V236H121V237H126L125 235H126V233L128 232V231H130V230H128L129 228L127 227V226H125L126 224H127V222H126V220H125V218H124V214L123 213H125V212H123L124 210H120L119 209V207H118V210H117V213L115 212V214H114V216H109L108 214H104L103 212H105V213H108V208L107 207H105V209H103V210H99V207H97ZM100 208H102V207H100ZM128 208V207H127ZM57 209V210H56ZM60 209V210H59ZM135 209V208H134ZM148 209V208H147ZM154 209V208H153ZM156 209V208H155ZM154 209V210H155ZM182 209V208H181ZM105 210V211H104ZM141 210V209H140ZM139 210V211H140ZM153 210V211H154ZM40 211H42V210H40ZM49 211V212H50ZM107 211V212H106ZM199 212H201L202 210L201 209H199L198 210ZM93 212V211H92ZM143 212H144V210H143ZM145 212H147V211H145ZM85 213V212H84ZM94 213V212H93ZM93 213H91V215H93ZM104 215H106L107 216V218H105L104 216H103V214ZM135 213H136V211H135ZM141 213V212H140ZM151 213V212H150ZM182 213V212H181ZM185 213V212H184ZM37 214V213H36ZM44 214V213H43ZM82 214H83V212H82ZM157 214V213H156ZM200 214V213H199ZM32 215V214H31ZM159 215H160V213H159ZM178 215H180V214H178ZM34 216H36V215H34ZM41 216H43V215H41ZM40 216V217H41ZM47 216V215H46ZM48 216H49V214H48ZM53 216V215H52ZM161 216V215H160ZM176 216V215H175ZM97 217V216H96ZM102 217H104L103 219H102ZM141 217V216H140ZM142 217H143V215H142ZM149 217V215L147 216V219H150V218H148ZM187 217V216H186ZM49 218V217H48ZM47 217H45L44 218V220H45V222H47L49 219H51V218H49L48 219ZM98 218V219H99ZM164 218H166V217H164ZM42 219H43V217H42ZM48 219V220H47ZM133 219V218H132ZM131 219V220H132ZM154 219H156V218H154ZM153 219V220H154ZM189 219V218H188ZM47 220V221H46ZM54 220H56L55 222H57V219L55 218H53V221ZM62 220H60V221H62ZM72 220V219H71ZM86 220V219H85ZM49 221H51L52 222V220H49ZM133 221V220H132ZM134 221H135V219H134ZM133 221V222H134ZM69 222H70V220H69ZM68 222V223H69ZM129 222V221H128ZM156 222H157V220H156ZM38 223V222H37ZM40 223V222H39ZM41 223H43L42 221H41ZM41 223H40V225H41ZM67 222H66V224H68ZM49 224L50 223H48L47 225L49 226ZM52 224V223H51ZM154 224V223H153ZM43 225H46V223L45 224H43ZM43 225L41 226V227H43ZM52 225H54V222H53V224ZM51 225V226H52ZM56 225H57V223H56ZM56 225H54V226H56ZM58 225H59V223H58ZM58 225H57V228H59L60 229V225H59V227H58ZM128 225V224H127ZM160 225V224H159ZM63 226H64V223H63ZM68 226V225H67ZM157 225H155V227H156ZM183 226V225H182ZM204 226V225H203ZM125 227H127V232H126V230H125ZM131 227V226H130ZM155 227H153L152 225L151 226H147V225H144V224H140V223H138V222H135L134 224H133V228H134V231H135V233H136V235H138V236H140V238L142 239V241L148 246V249H149V251H151V252H156V253H158V254H160L162 257H163V259H166L165 258V255H164V253H163V251H162V249H160V243H161V241H166L167 242V245L170 247V249L172 248L173 249V247H178V246H180L179 244H175V243H172L171 241H168V240H165V238H164V240H161V239H163V238H161V239H159L160 238V236H159V234L156 232V229H155ZM169 227V226H168ZM171 227V226H170ZM186 227V226H185ZM185 227H183V228H185ZM51 228V227H50ZM49 228V234H52L53 232H50V229ZM173 228V227H172ZM182 228V227H181ZM194 228H198L197 226L196 227H194ZM39 229V228H38ZM42 229V228H41ZM59 229H57V230H59ZM96 229V228H95ZM202 229V228H201ZM201 229H200V232H201ZM54 230H56V229H54ZM76 230H78V231H76ZM100 230V231H101ZM132 230V229H131ZM176 230V229H175ZM180 230V229H179ZM184 229H182V231H183ZM198 230V229H197ZM44 231V230H43ZM46 231V230H45ZM52 231V230H51ZM61 231V230H60ZM70 231V232H69ZM73 231H76V232H78L77 234H74L73 235ZM157 231H158V228H157ZM172 231V230H171ZM177 231H178V229H177ZM196 231V230H195ZM203 231H205V229L203 230ZM55 232V231H54ZM66 232H68V233H66ZM99 232V231H98ZM108 232H106L105 233V235H103L104 237L106 236L107 238H109V234H108ZM131 232V231H130ZM188 231H186V233H187ZM47 233H48V231H47ZM56 233V232H55ZM54 233V234H55ZM72 233V234H71ZM100 233V232H99ZM110 233V234H111ZM129 233V232H128ZM132 233H133V231H132ZM131 233V234H132ZM172 233H174L173 231H172ZM182 233V232H181ZM205 233H207V230H206V232H204V234ZM44 234V233H43ZM92 234V233H91ZM114 234V235H115ZM116 234V235H117ZM158 234V235H157ZM189 234V233H188ZM187 234V235H188ZM200 234V233H199ZM202 234H203V232H202ZM201 234V235H202ZM95 235V234H94ZM101 235H102V233H101ZM101 235H100V238H99V236L97 235V239L99 238L100 240H102L101 238L103 237H101ZM162 235V234H161ZM164 235V234H163ZM172 235V234H171ZM186 235V236H187ZM206 235V234H205ZM208 235V234H207ZM90 236H92V235H90ZM131 236V235H130ZM189 236V235H188ZM203 236V235H202ZM111 237H114L113 236V234H112V236ZM110 237V238H111ZM116 237V236H115ZM129 237V236H128ZM164 237H166V239L167 238H169V235H168V237L167 236H164ZM109 238V239H110ZM174 238V237H173ZM193 237H191V239H192ZM199 238V237H198ZM202 238V237H201ZM228 238V237H227ZM99 239H98V241H99ZM105 239V238H104ZM171 239V238H170ZM188 239H189V237H188ZM226 239V238H225ZM229 239V238H228ZM86 240V239H85ZM108 240V239H107ZM131 239H129V241H130ZM161 240V241H160ZM196 240H197V238H196ZM234 240V239H233ZM97 241V240H96ZM103 241V240H102ZM112 242V241H111ZM134 242V241H133ZM165 242V243H166ZM194 242V241H193ZM99 243V242H98ZM140 243V242H139ZM185 243V242H184ZM184 243H181L182 245H184ZM91 244V243H90ZM162 244H164V243H162ZM77 245V244H76ZM94 245V244H93ZM96 245V244H95ZM99 245V244H98ZM101 245V244H100ZM90 246V245H89ZM146 246V247H147ZM200 246V245H199ZM66 247V248H65ZM87 247H88V245H87ZM91 247V246H90ZM99 247V246H98ZM118 247V246H117ZM82 248V247H81ZM124 248V247H123ZM181 248V247H180ZM126 249V248H125ZM182 249H184V248H182ZM219 249V248H218ZM249 249V248H248ZM76 250V249H75ZM90 250V249H89ZM92 250V249H91ZM94 250V249H93ZM96 251H97V249H95ZM94 250V251H95ZM108 250V249H107ZM226 250V249H225ZM146 251V250H145ZM200 251V250H199ZM212 251H214L213 249H212ZM241 251V250H240ZM252 251V250H251ZM76 252V251H75ZM78 252H80L79 250H78ZM111 252V251H110ZM113 253V252H112ZM144 253V252H143ZM215 253V252H214ZM70 254H72V253H70ZM77 254V253H76ZM96 254V253H95ZM81 255V254H80ZM68 256H70V255H68ZM150 256V255H149ZM157 256V255H156ZM222 256V255H221ZM255 256V255H254ZM67 257V256H66ZM85 257V256H84ZM168 257V256H167ZM220 257V256H219ZM225 257V256H224ZM78 258V257H77ZM88 258H90V257H88ZM154 258H155V256H154ZM238 258V257H237ZM74 259V258H73ZM93 259V258H92ZM91 259V260H92ZM151 259H153V258H151ZM225 259V258H224ZM224 259H223V261H222V263L223 264H227V263H229V262H226V261H224ZM254 259H255V257H254ZM90 260V259H89ZM109 260V259H108ZM236 260V259H235ZM128 261V260H127ZM149 261V260H148ZM148 261H147V263H148ZM168 261V260H167ZM171 261V260H170ZM46 262V261H45ZM91 262H94V260L93 261H91ZM145 262V261H144ZM44 263V262H43ZM48 263V262H47ZM87 263V262H86ZM85 263V264H86ZM89 263H90V261H89ZM150 263V262H149ZM231 263V262H230ZM229 263V264H230ZM233 263H234V261H233ZM49 264V263H48ZM93 264V263H92ZM111 264V263H110ZM232 264V263H231Z\"/></svg>",
  "mask_w": 264,
  "mask_h": 264
}]
</instances>
